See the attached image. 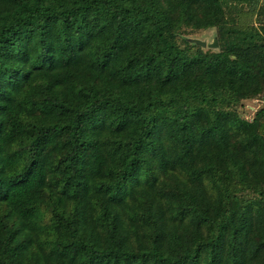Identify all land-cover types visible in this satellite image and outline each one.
<instances>
[{"label":"trees","instance_id":"trees-1","mask_svg":"<svg viewBox=\"0 0 264 264\" xmlns=\"http://www.w3.org/2000/svg\"><path fill=\"white\" fill-rule=\"evenodd\" d=\"M263 98L264 0H0V264H264Z\"/></svg>","mask_w":264,"mask_h":264},{"label":"rangeland","instance_id":"rangeland-1","mask_svg":"<svg viewBox=\"0 0 264 264\" xmlns=\"http://www.w3.org/2000/svg\"><path fill=\"white\" fill-rule=\"evenodd\" d=\"M214 34H215L214 30H209V31L201 32L198 35L193 36L191 38H197V39L203 40L207 43H210L214 37ZM261 103H262V101H255L254 103H248L247 107L244 110L246 113H249L247 111V110H249L248 106L249 107H258V106L262 105ZM244 110H241V111H244ZM250 116H251V114H250Z\"/></svg>","mask_w":264,"mask_h":264},{"label":"water","instance_id":"water-1","mask_svg":"<svg viewBox=\"0 0 264 264\" xmlns=\"http://www.w3.org/2000/svg\"><path fill=\"white\" fill-rule=\"evenodd\" d=\"M186 41L203 49L217 50L219 46L216 34H214V37L210 43H207L197 38H186Z\"/></svg>","mask_w":264,"mask_h":264},{"label":"crops","instance_id":"crops-1","mask_svg":"<svg viewBox=\"0 0 264 264\" xmlns=\"http://www.w3.org/2000/svg\"><path fill=\"white\" fill-rule=\"evenodd\" d=\"M256 108H257V107H256ZM248 109H250V110H252V111L255 110L254 107H249V106H248Z\"/></svg>","mask_w":264,"mask_h":264},{"label":"built area","instance_id":"built-area-1","mask_svg":"<svg viewBox=\"0 0 264 264\" xmlns=\"http://www.w3.org/2000/svg\"><path fill=\"white\" fill-rule=\"evenodd\" d=\"M262 101V104H264V98H263V100H261Z\"/></svg>","mask_w":264,"mask_h":264}]
</instances>
